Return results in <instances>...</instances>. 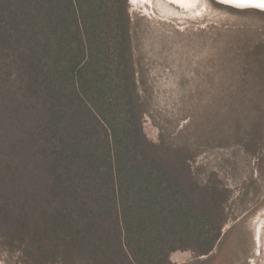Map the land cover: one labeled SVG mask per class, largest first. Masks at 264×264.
<instances>
[{"label": "trees", "instance_id": "obj_1", "mask_svg": "<svg viewBox=\"0 0 264 264\" xmlns=\"http://www.w3.org/2000/svg\"><path fill=\"white\" fill-rule=\"evenodd\" d=\"M127 1L0 0V247L16 264L208 254L231 192L192 162L205 145L264 142L256 87L212 99V124L193 114L181 130L193 140L146 137ZM261 43L239 47L259 63L256 84Z\"/></svg>", "mask_w": 264, "mask_h": 264}, {"label": "rangeland", "instance_id": "obj_2", "mask_svg": "<svg viewBox=\"0 0 264 264\" xmlns=\"http://www.w3.org/2000/svg\"><path fill=\"white\" fill-rule=\"evenodd\" d=\"M127 3L139 92L149 100L142 127L150 141L158 142L161 134L176 141L193 140L195 133L181 130L193 114L199 121L211 120L202 111L212 99L255 87L264 91V83L256 84L254 73L259 63L239 50L264 44V11L238 9L216 0H197L189 10L167 0ZM263 145L255 151L249 142L199 149L192 170L199 181L212 175L230 190L227 220L208 254L176 250L170 254L171 264H264ZM16 261V255L0 247V264Z\"/></svg>", "mask_w": 264, "mask_h": 264}, {"label": "bare ground", "instance_id": "obj_3", "mask_svg": "<svg viewBox=\"0 0 264 264\" xmlns=\"http://www.w3.org/2000/svg\"><path fill=\"white\" fill-rule=\"evenodd\" d=\"M131 1H137V0H131ZM139 1L143 2V1H150V0H139ZM167 1L172 3V5L175 4L179 8H182L184 10L192 9L197 3V0H167ZM216 1L221 2L224 5L237 7L238 9H246L245 7H255V8L264 9V7H260L259 6L258 2H250V3H245V4H236V3H230V2H228V0H216Z\"/></svg>", "mask_w": 264, "mask_h": 264}, {"label": "snow or ice", "instance_id": "obj_4", "mask_svg": "<svg viewBox=\"0 0 264 264\" xmlns=\"http://www.w3.org/2000/svg\"><path fill=\"white\" fill-rule=\"evenodd\" d=\"M230 3L245 4L250 2H258L260 7H264V0H228Z\"/></svg>", "mask_w": 264, "mask_h": 264}, {"label": "flooded vegetation", "instance_id": "obj_5", "mask_svg": "<svg viewBox=\"0 0 264 264\" xmlns=\"http://www.w3.org/2000/svg\"><path fill=\"white\" fill-rule=\"evenodd\" d=\"M259 227H260V225L256 229V240H257V242L260 241V229H259Z\"/></svg>", "mask_w": 264, "mask_h": 264}, {"label": "water", "instance_id": "obj_6", "mask_svg": "<svg viewBox=\"0 0 264 264\" xmlns=\"http://www.w3.org/2000/svg\"><path fill=\"white\" fill-rule=\"evenodd\" d=\"M220 4H223V3H221V2H219ZM234 7V6H233ZM235 8H237V7H235ZM246 9L247 8H252V9H256V10H259V11H264V9H262V8H255V7H245Z\"/></svg>", "mask_w": 264, "mask_h": 264}]
</instances>
